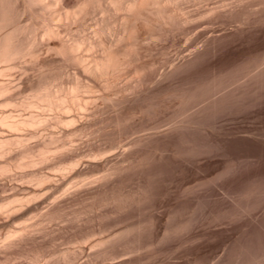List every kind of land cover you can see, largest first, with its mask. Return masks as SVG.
Here are the masks:
<instances>
[{"label":"rangeland","instance_id":"obj_1","mask_svg":"<svg viewBox=\"0 0 264 264\" xmlns=\"http://www.w3.org/2000/svg\"><path fill=\"white\" fill-rule=\"evenodd\" d=\"M96 14L90 23L101 15ZM250 42L249 47L258 43ZM260 50L248 58L236 54L235 66L253 64L263 57ZM31 66L27 73L34 77ZM72 68L63 77L67 85ZM229 80L226 92L216 96L218 103L206 94L202 107H179L182 112L177 106L144 107L147 114L131 118L127 113L119 128L107 109L92 121V129L74 137V153L63 154L60 163L49 160L23 175L19 170L0 175L2 196L29 198L26 215L12 221L29 232L19 244L0 250V264H264V76L240 74ZM158 121L164 128L170 121L191 127L156 134V141L139 129ZM141 134L146 140L138 148L121 152ZM72 158L74 168H58ZM31 169L55 179L36 183ZM1 226L3 232L6 226Z\"/></svg>","mask_w":264,"mask_h":264},{"label":"bare ground","instance_id":"obj_2","mask_svg":"<svg viewBox=\"0 0 264 264\" xmlns=\"http://www.w3.org/2000/svg\"><path fill=\"white\" fill-rule=\"evenodd\" d=\"M253 39L258 43L249 47ZM260 49L264 0H0V175L15 170L23 175L24 169L49 160L60 163L63 154L74 153V137L107 109L114 113L113 127L119 128L125 114L141 117L144 107H202L206 94L218 103L216 96L226 92L233 76H264V54L251 65L248 61L235 66L236 54L248 58ZM29 64L36 69L34 77L27 73ZM69 67L74 73L67 85L63 77ZM160 122L132 128L146 130V137L155 140L154 135L175 134L184 125L170 121L164 128ZM143 136L131 138L125 144L133 145L121 152H133L146 140ZM74 164L72 158L58 168L66 171ZM31 170L36 183L50 177ZM13 195L0 197V226H6L0 232V250L19 244L29 232L26 226L13 224L26 215L29 198Z\"/></svg>","mask_w":264,"mask_h":264}]
</instances>
